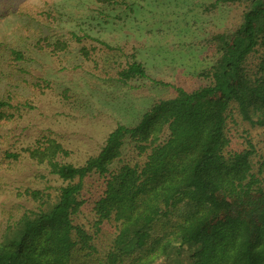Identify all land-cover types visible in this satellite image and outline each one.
Instances as JSON below:
<instances>
[{"label":"trees","instance_id":"obj_1","mask_svg":"<svg viewBox=\"0 0 264 264\" xmlns=\"http://www.w3.org/2000/svg\"><path fill=\"white\" fill-rule=\"evenodd\" d=\"M94 1L114 9L126 5ZM233 6L243 8L240 21L200 43L214 50V64L201 75L208 84L177 88L176 97L153 104L136 125H117L85 162L69 160L73 152L53 134L20 151L0 150L3 170L28 160L60 183L17 190L18 200L35 207L0 221V264H264V157L257 168L253 145L230 150L228 123L236 113L264 128V0H215L204 13ZM13 16L26 22L25 42L0 35V81L25 84L32 92L51 89L44 80H14L29 60L20 46L33 41L37 52L60 59L77 41L100 79L130 88L145 80L165 85L150 77L136 53L127 60L114 55L126 56L122 47L89 34L45 36L62 21L57 0H0V23ZM33 108L20 90L8 88L0 94V127ZM128 147L134 157L126 158ZM96 179V222L88 228L78 219L89 203L86 187ZM248 195L261 198L257 224L241 211L224 217ZM113 222L116 231L105 247L103 226Z\"/></svg>","mask_w":264,"mask_h":264},{"label":"rangeland","instance_id":"obj_2","mask_svg":"<svg viewBox=\"0 0 264 264\" xmlns=\"http://www.w3.org/2000/svg\"><path fill=\"white\" fill-rule=\"evenodd\" d=\"M124 1L126 5L114 9L101 7L94 0H57L62 21L46 29L45 36L51 35L56 40L60 36L71 38V32L80 36L89 34L112 47H122L126 56H121L119 51L114 55L127 60L136 53L150 77L165 85L145 80L139 87L130 88L102 80L95 73V64L83 59L82 45L77 41L71 42V50L60 59L37 52L31 45L33 41L23 43L25 46L20 47L27 52L29 60L22 66L25 71L16 73L14 80H44L50 83L51 89L32 92L25 84L17 86L7 78L0 81V94L8 88L20 90L34 105L17 123L0 127V150L20 151L34 145L42 135L53 134L73 152L69 160L85 162L99 152L117 125H136L153 104L176 97L177 88L193 91L207 85L208 81L201 75L214 64V50L200 43L211 34L235 26L243 11L242 7H221L218 14L206 15L204 7L215 0ZM24 23L13 16L0 23V35L25 42L21 30ZM65 91L69 98L64 96ZM228 123L230 150L244 151L253 145L258 168L264 157V128L244 122L236 113ZM128 157H134L131 147L126 150ZM54 179L28 160L12 171L0 166V221L7 219L10 212L35 207L32 202L18 200L17 190L60 186ZM100 187V180H92L84 192L89 203L78 222L88 228L96 222L91 203L100 194ZM261 204L259 196L248 195L243 202H236L224 217L241 211L252 224H257ZM115 231L114 222L103 226L101 243L105 247Z\"/></svg>","mask_w":264,"mask_h":264}]
</instances>
